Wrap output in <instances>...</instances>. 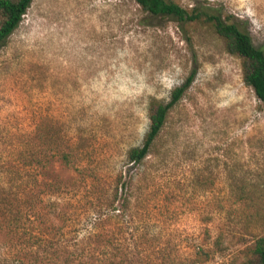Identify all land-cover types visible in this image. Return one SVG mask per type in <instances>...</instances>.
<instances>
[{
	"label": "rangeland",
	"instance_id": "374dc122",
	"mask_svg": "<svg viewBox=\"0 0 264 264\" xmlns=\"http://www.w3.org/2000/svg\"><path fill=\"white\" fill-rule=\"evenodd\" d=\"M177 1L233 12L264 42V0ZM191 75L149 155L130 162L151 99L169 101ZM17 162L47 168L27 187L74 181L77 168L88 177L55 196L72 216L51 250L95 245L93 187L107 198L116 183L128 213L102 229L105 264L111 241L120 264H243L264 234V100L241 57L211 24L152 15L136 0L32 1L0 48V174Z\"/></svg>",
	"mask_w": 264,
	"mask_h": 264
},
{
	"label": "trees",
	"instance_id": "16d2710c",
	"mask_svg": "<svg viewBox=\"0 0 264 264\" xmlns=\"http://www.w3.org/2000/svg\"><path fill=\"white\" fill-rule=\"evenodd\" d=\"M33 0H0V48L5 46L11 34L20 25L24 14ZM142 10L152 15L171 16L183 22H203L211 24L215 31L225 38L228 50L242 59V73L246 84L264 100V42L255 44L244 20L222 7L194 4L184 6L177 0H136ZM193 75L185 83L172 90L169 101L152 98L149 104L150 127L141 146L129 150L130 162H141L150 153L152 144L163 129L170 109L176 105L190 86ZM64 165L72 166V151L63 149L57 154ZM32 162V160H31ZM30 162V163H31ZM17 167L0 174V264H105V252L100 245L105 241L104 229L111 221H119L128 213L124 202L118 207L119 183L111 189V195L104 198L94 186L95 230L87 240L93 247L81 250L61 248L51 250V246L65 242L64 228L71 219V203L55 196L62 191H72L75 185L87 181L80 168L74 181L52 178L42 186H29L25 180H36L45 175L42 171ZM45 179V178H44ZM1 184V183H0ZM123 184V183H122ZM73 185V186H72ZM126 200V199H125ZM80 238H75L78 244ZM109 264H120L115 242ZM52 251V252H51ZM51 252V253H50ZM209 257V252L202 249ZM197 255L193 261H199ZM243 264H264V234L258 237L249 250Z\"/></svg>",
	"mask_w": 264,
	"mask_h": 264
}]
</instances>
